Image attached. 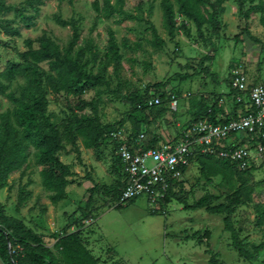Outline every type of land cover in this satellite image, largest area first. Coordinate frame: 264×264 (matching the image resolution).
<instances>
[{
    "label": "rangeland",
    "instance_id": "1",
    "mask_svg": "<svg viewBox=\"0 0 264 264\" xmlns=\"http://www.w3.org/2000/svg\"><path fill=\"white\" fill-rule=\"evenodd\" d=\"M30 1L7 0V4L18 7L31 20L29 22L24 21L15 10L0 12V38L12 44L11 49L0 48V71L9 61H19L16 52L24 51V41L27 39L37 40L47 35L65 49L73 31L70 27L58 25L55 16L60 14L65 20H77L81 26L79 47L86 48L90 43L98 54L96 60L90 52H86L83 59L89 64L88 70L105 82L96 87H87L82 96L89 101L95 100L103 124H116L124 120L121 128L124 134L132 132L135 116L150 117L152 111L144 109L133 113L135 107L124 103L117 94L175 95L178 112H182L185 96L190 100V91H194L197 84L201 85L200 82L204 84L206 76L198 75L187 81L183 79L186 74L199 72L198 64L211 53L214 54L211 63L216 77L209 76L208 82L216 86L220 81L217 86L222 92L227 91L226 77L230 65V70L242 66L254 81L258 75L262 76L263 73L264 76V0H246V9L251 6L259 8L251 14L249 21L239 13L237 2L227 3L226 13L221 17L220 35L213 34L212 29L206 27L203 37L191 21L186 26L190 36L178 27L179 31L172 37L164 24L162 0H156L153 7L146 3L144 17L157 29L159 38L164 42L162 46L153 43L151 24L146 22L114 16L101 18L95 26L97 13L93 3L96 0H34L33 4L39 12L27 7ZM126 2L128 12L140 14L135 10V0ZM5 27L18 30L20 36L8 34ZM110 30L115 32L122 54L118 70L114 58L107 55ZM207 64L211 68L210 63ZM19 83L23 84V80L20 79ZM158 84H161L160 90H157ZM14 89L18 87L15 85ZM70 99L74 100L73 97ZM49 100V112L53 120L60 124L65 116L67 100L60 97L58 102L54 96H49ZM0 105V113L12 108L1 96ZM175 121L176 117L169 113L165 119L154 123L155 126L160 125L157 129L159 133L162 132V138L167 137L172 143H175L176 135L180 139L179 135L190 129L189 123L180 128ZM143 134L146 135L145 140L151 137L145 131ZM80 143L81 157L87 167L79 163L75 154L60 155V159L78 174L68 188L69 196L65 201L52 204L51 194L43 187L42 167L36 164L33 149L30 169L25 177H21L20 172L12 175L7 180V187L0 191V203L5 207V215L22 221L34 230L58 258L60 253L55 247L56 238L80 231L85 247L98 264H210L211 254L218 255L220 264H263L264 253L257 255L254 261H245L239 255L232 234L225 230L223 216L186 207L205 196L222 198L230 195L239 187L235 173L223 162L204 158L199 153L194 157L179 182L181 185L173 189V194L177 196L181 189L184 190L186 203L176 197H170L166 202L152 203L143 196L135 203H125L116 208L111 196L91 192L94 182L111 187L116 181L113 170H119V165L112 145L96 152L86 149L82 141ZM65 145L71 148L66 139ZM251 156L254 173L250 183L254 185L264 180V153L258 156L257 150L252 149ZM202 160L207 166H212V173L205 170L206 165L198 163ZM87 174L93 180L87 179ZM29 182V199L25 207L18 210L19 193ZM259 192H264V188H258L255 195ZM223 202L224 198L215 204ZM255 222L252 208H239L233 218L235 229L242 230L241 237L246 242L258 245L264 242V231L256 228ZM200 234H203L202 238ZM0 264H4L1 259Z\"/></svg>",
    "mask_w": 264,
    "mask_h": 264
},
{
    "label": "trees",
    "instance_id": "2",
    "mask_svg": "<svg viewBox=\"0 0 264 264\" xmlns=\"http://www.w3.org/2000/svg\"><path fill=\"white\" fill-rule=\"evenodd\" d=\"M33 1L28 2L27 7H33L35 12H39ZM155 1L135 0V10L140 13L137 14L127 11L126 0H96L93 3V9L97 13L95 26L101 18L109 19L114 16L123 20L151 24L144 17V7L146 3L153 7ZM175 1V3L172 0H162L161 2L164 24L172 37L175 36L180 27L190 36V30H187L186 27L190 21L193 22L201 37L204 36L206 27H210L213 34L220 35L221 17L226 13L225 5L231 1L239 4V13L246 21H249L251 14L259 9L257 6L246 9V0ZM11 10L18 12L24 21H31L19 11L18 7L8 5L7 0H0V12ZM176 16L181 19L179 22L176 21L178 18ZM55 20L58 25L70 27L73 31L71 40L65 49H62L55 40L47 35H43L37 40L27 39L24 41V51L16 52L19 61H9L5 68L0 71V96L12 105L11 109L0 113V191L7 187V180L12 175L20 172L21 177H25L30 169L29 162L33 149L36 164L42 167L43 187L51 194L52 204L57 205L65 201L69 196L68 188L74 183L78 174L73 171L69 164L60 159V155L75 154L79 163L83 167H87L81 157L80 142L82 141V145L86 149L96 152L112 145L113 152L117 157L116 162L119 165V170H113L116 181L111 187L100 186L98 182H94L91 192L104 194L107 197L111 196L112 201L117 205L125 189V176L122 173V162L117 156L120 141L113 139L111 134L120 131L125 121L121 120L116 124H103L99 118L95 100L89 101L83 98L82 95L87 87H96L98 84L105 83L104 79L88 70L89 64L83 59L85 53L90 52L97 60V51L90 43L86 48L79 47L81 26L77 20H65L60 14L55 16ZM4 29L8 34L20 36L18 30L7 27ZM150 29L154 35L153 43L156 46L164 45L153 24H151ZM0 48L8 50L12 48V44L10 41L0 38ZM107 55L114 58L116 70H118L122 61V54L113 30L109 31ZM213 58V53L207 55L198 64L200 71L186 74L183 80L187 81L198 75L216 77L215 74H211L210 66L206 65L207 63L211 64ZM20 79L23 80V84L19 83ZM228 81L231 85V76ZM15 85L18 89H14ZM156 87L157 90H160L161 84ZM233 92L235 95L237 94V91L233 90ZM49 96H54L58 102L60 97L67 100L64 109L65 116L60 124L53 120V116L49 112ZM70 97H73L74 100ZM117 97L130 107H135L133 113L141 112L144 109L152 111L150 117L142 115L134 117L135 127L129 134V140L138 139L145 131V133L151 134L148 140H144L146 148L155 147L161 137L157 135L158 127L154 123L161 119L168 110H171L168 104L172 96L162 93L159 96H122L117 94ZM155 98H159L161 104L156 107H148V102ZM236 104L238 107L243 106L244 114L255 112L250 101L236 102ZM209 105L211 104L208 101L202 100L200 117L205 116L206 118L201 120L197 118V122L206 119L217 124L213 113L217 104L215 103L210 107ZM152 126L156 128L150 130ZM65 139L71 145L70 149L65 145ZM246 141H250L251 144L256 143L255 139L246 138L238 146H242ZM198 153L204 158L217 159L223 162L224 166L235 173L239 187L232 194L222 196L224 198L223 203L215 204L222 199L221 197L205 196L192 206L186 205V207L195 210L203 209L207 213L223 216L225 230L232 234L234 247L239 255L245 261L256 260L257 255L264 253V242L258 245L246 242L241 237L242 230L237 231L235 229L233 218L239 208H252L255 213L256 228L264 231V192L255 195L258 188H264V180L252 185L250 178L253 177V167L241 170L236 163L218 158L210 153L203 154L199 148L194 151L191 163ZM198 163L206 165L205 170L212 173V166H207L203 160ZM187 169H184V173ZM86 178L93 180L89 174ZM30 183L24 186L19 193L18 210L24 208L29 199L27 187ZM180 185L179 182L172 185L167 198L164 200L165 202L170 197H176L180 202L186 203L183 189H181L179 196L173 194L174 187ZM135 201H131L130 204L135 203ZM120 207L116 206V208ZM201 235L203 234H200V238H202ZM56 239L55 247L60 253V258L53 253L44 243L43 238L38 236L34 230L18 219L6 216L5 207L0 203V259L4 264H98V261L85 247L82 232L58 236ZM209 263L220 264L218 255L211 254Z\"/></svg>",
    "mask_w": 264,
    "mask_h": 264
},
{
    "label": "built area",
    "instance_id": "3",
    "mask_svg": "<svg viewBox=\"0 0 264 264\" xmlns=\"http://www.w3.org/2000/svg\"><path fill=\"white\" fill-rule=\"evenodd\" d=\"M181 19H176L179 22ZM232 89L240 95L249 94V101L255 112L240 113L222 124H213L208 120L200 121L184 132L181 142L164 143L152 148H146L145 135L129 140V134L122 130L114 132L111 137L120 141L117 156L123 165L125 189L116 206L130 203L146 196L152 203L164 201L175 182L184 177V169L191 165V158L196 149L203 154H212L218 158L236 163L239 169L246 170L252 166L251 150H257V155L264 153V84L250 87L243 67L234 68L231 73ZM237 102H242L238 96ZM177 97L173 95L168 104L171 110L177 107ZM161 104L159 98L148 102V107ZM238 135L255 139L252 146H238ZM254 163V162H253ZM94 223V221H92Z\"/></svg>",
    "mask_w": 264,
    "mask_h": 264
},
{
    "label": "crops",
    "instance_id": "4",
    "mask_svg": "<svg viewBox=\"0 0 264 264\" xmlns=\"http://www.w3.org/2000/svg\"><path fill=\"white\" fill-rule=\"evenodd\" d=\"M210 65H211V74H213L214 68H213L212 63ZM207 66H208V64H207ZM230 67H231V65L229 66V70H228L227 77H226V89H227L226 92H222L218 89L217 85L220 83V81H217V83L215 84L216 86H212L208 82L209 79L206 76L205 77L206 81L204 82V84H202L200 82L201 85L197 84L195 87V90L194 91L191 90L192 92L190 91L189 96H192V98L190 100H188V98L185 96V101H184L185 104H184V109L182 112H178V108H177L178 105H177L176 109L173 110L175 112H171V110H168V112L161 119H159V121L162 119H165V117H167V115L169 113H172L173 116L176 117L175 122H178L177 125L180 128L184 127V125L187 123H189V126L194 125V124L200 122L199 120L206 118L205 116L200 117V114H201L200 108L202 107L201 106L202 100L208 101V103L211 105H213L215 103L217 104L215 106V110L213 112L215 114L214 119H215V122L217 124L226 123L231 118L238 116L240 113H244L243 112V106L238 107V105L236 104V102H237L236 98H238V96H241L242 102H249V97H248V94L243 95V96L240 95L238 92L236 95L234 94V92L232 90V86L230 85V82L228 81V79L230 77V73L233 70L232 68L230 70ZM236 67H239V66H236ZM244 71L246 72L250 87L251 86L254 87V86H257L260 84H264L263 73H262V76L258 75L256 80L254 81L247 74V70L244 69ZM211 105H209V107ZM197 118H199L198 122L196 121ZM182 120H184V122L186 121V123H182L183 122ZM156 127L159 128L160 125L158 124V125H156ZM161 133L162 132L159 133V130L157 131V135H159L161 137V140L159 141V143L157 145H161V144H164L167 142H171L170 139H168L167 137L163 136V138H162ZM178 133H179V131H178ZM183 134H184V132H182L180 134L181 136L178 134L180 139H177V135H176V137L174 138V139H176L175 142L178 140H179V142H181V139L183 138ZM237 140L240 141V143H243L244 140H246V138L243 135H238ZM244 145L252 146L250 141H246Z\"/></svg>",
    "mask_w": 264,
    "mask_h": 264
}]
</instances>
